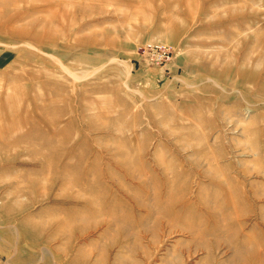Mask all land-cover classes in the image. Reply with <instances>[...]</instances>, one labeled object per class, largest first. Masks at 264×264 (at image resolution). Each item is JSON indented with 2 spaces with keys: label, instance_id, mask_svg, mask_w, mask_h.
<instances>
[{
  "label": "rangeland",
  "instance_id": "374dc122",
  "mask_svg": "<svg viewBox=\"0 0 264 264\" xmlns=\"http://www.w3.org/2000/svg\"><path fill=\"white\" fill-rule=\"evenodd\" d=\"M0 264H264V0H0Z\"/></svg>",
  "mask_w": 264,
  "mask_h": 264
},
{
  "label": "built area",
  "instance_id": "2783aa9c",
  "mask_svg": "<svg viewBox=\"0 0 264 264\" xmlns=\"http://www.w3.org/2000/svg\"><path fill=\"white\" fill-rule=\"evenodd\" d=\"M146 59L149 63H156L160 66L170 59L169 49L166 44L163 43H149L145 46Z\"/></svg>",
  "mask_w": 264,
  "mask_h": 264
}]
</instances>
